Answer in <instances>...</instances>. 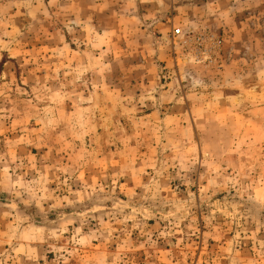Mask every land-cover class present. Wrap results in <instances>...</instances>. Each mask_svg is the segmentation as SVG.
Returning a JSON list of instances; mask_svg holds the SVG:
<instances>
[{"label": "rangeland", "instance_id": "1", "mask_svg": "<svg viewBox=\"0 0 264 264\" xmlns=\"http://www.w3.org/2000/svg\"><path fill=\"white\" fill-rule=\"evenodd\" d=\"M0 264H264V0H0Z\"/></svg>", "mask_w": 264, "mask_h": 264}, {"label": "built area", "instance_id": "2", "mask_svg": "<svg viewBox=\"0 0 264 264\" xmlns=\"http://www.w3.org/2000/svg\"><path fill=\"white\" fill-rule=\"evenodd\" d=\"M175 33L178 35L180 33V30H177Z\"/></svg>", "mask_w": 264, "mask_h": 264}, {"label": "bare ground", "instance_id": "3", "mask_svg": "<svg viewBox=\"0 0 264 264\" xmlns=\"http://www.w3.org/2000/svg\"><path fill=\"white\" fill-rule=\"evenodd\" d=\"M238 102H242V99L240 100V99H238Z\"/></svg>", "mask_w": 264, "mask_h": 264}]
</instances>
